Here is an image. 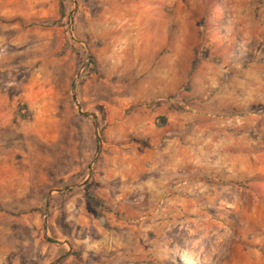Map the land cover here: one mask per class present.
Here are the masks:
<instances>
[{
  "label": "rangeland",
  "instance_id": "obj_1",
  "mask_svg": "<svg viewBox=\"0 0 264 264\" xmlns=\"http://www.w3.org/2000/svg\"><path fill=\"white\" fill-rule=\"evenodd\" d=\"M0 264H264V0H0Z\"/></svg>",
  "mask_w": 264,
  "mask_h": 264
},
{
  "label": "trees",
  "instance_id": "obj_2",
  "mask_svg": "<svg viewBox=\"0 0 264 264\" xmlns=\"http://www.w3.org/2000/svg\"><path fill=\"white\" fill-rule=\"evenodd\" d=\"M88 62L92 65L93 64V62H92V58L91 57H88Z\"/></svg>",
  "mask_w": 264,
  "mask_h": 264
}]
</instances>
